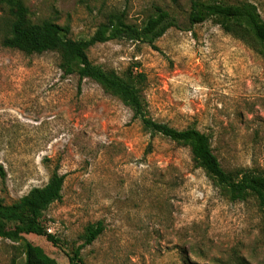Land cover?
I'll list each match as a JSON object with an SVG mask.
<instances>
[{"label":"rangeland","instance_id":"1","mask_svg":"<svg viewBox=\"0 0 264 264\" xmlns=\"http://www.w3.org/2000/svg\"><path fill=\"white\" fill-rule=\"evenodd\" d=\"M250 3L264 20V0ZM34 23L52 20L73 39L92 37L107 16L125 12L142 26L157 7L178 18L156 48L127 40L93 46L89 59L139 87L149 115L211 137L222 168L264 174V57L212 20L191 26V0H24ZM10 14L0 11V199L10 205L45 186L55 169L63 198L44 214L49 233L73 251L89 225L103 233L84 264H264V211L231 201L191 150L153 137L132 110L97 83L65 77L56 52L27 55L3 45ZM58 264L67 252L28 236ZM0 240V264H15ZM65 246V248H66ZM23 262L20 258L19 264Z\"/></svg>","mask_w":264,"mask_h":264},{"label":"trees","instance_id":"2","mask_svg":"<svg viewBox=\"0 0 264 264\" xmlns=\"http://www.w3.org/2000/svg\"><path fill=\"white\" fill-rule=\"evenodd\" d=\"M1 10H8L10 14L3 41L5 47L27 55L58 53L60 69L65 77L76 75L80 81L88 79L100 85L106 93L118 98L132 110L134 119L140 120L145 131L153 137L162 136L189 148L195 165L205 170L217 186L226 191L231 201H245L253 196L264 211V174L245 171L239 175L225 171L213 152L209 135L194 127L179 130L149 115L139 87L145 81L144 75L129 72L122 77L89 59L88 52L93 46L116 40L133 41L156 48L159 39L170 29L178 27L175 15L157 7L144 25L138 26L127 22L125 12H114L107 16L89 39H73L69 27H62L52 20L34 23L24 0H0ZM187 19L191 26L212 20L227 34L251 44L264 57V20L253 4L227 5L213 0H191ZM0 177L3 181L7 177L2 166ZM65 179L55 169L45 186L32 189L13 204L8 205L0 199V240L16 244L15 264H19L20 258L23 259L21 264H58L41 246L28 240V236L45 238L54 247L67 252L69 264H84L83 250L103 233L101 222L89 225L82 237L83 244L73 251H68L61 239L49 233L43 217L53 204L62 200Z\"/></svg>","mask_w":264,"mask_h":264}]
</instances>
